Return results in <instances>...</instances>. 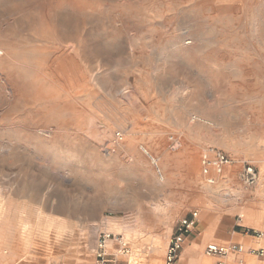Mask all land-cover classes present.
I'll return each instance as SVG.
<instances>
[{
    "label": "rangeland",
    "instance_id": "obj_1",
    "mask_svg": "<svg viewBox=\"0 0 264 264\" xmlns=\"http://www.w3.org/2000/svg\"><path fill=\"white\" fill-rule=\"evenodd\" d=\"M213 151L243 191L245 164L260 177L264 0H0V234L31 264H95L103 231L129 241V264H155L201 211L151 229L182 190L198 200L213 178L228 194L227 171L203 172Z\"/></svg>",
    "mask_w": 264,
    "mask_h": 264
},
{
    "label": "crops",
    "instance_id": "obj_2",
    "mask_svg": "<svg viewBox=\"0 0 264 264\" xmlns=\"http://www.w3.org/2000/svg\"><path fill=\"white\" fill-rule=\"evenodd\" d=\"M212 155L210 154L211 157ZM258 160L261 181L259 180L256 186L246 187L248 190L243 191L235 174L239 169L238 166H235L234 171L226 168L225 171H227L228 176L220 180L219 189L220 191H227L228 194L225 192L216 194L210 188L206 189L202 186L204 190L201 188L193 192L199 195L198 200L191 201L188 194L191 193L192 186H187L182 190L183 197L178 201V204L167 210L169 212H162L161 215L167 217V224L164 225L163 220H153L151 229L155 232H161L168 230L170 225L173 226L175 220L189 210V206L197 205L201 208V211L195 209L199 212L196 229L186 240L182 255L176 264H264V257L251 254L252 250L264 248V241L252 238L253 236L245 233L248 230L245 227L250 228L251 224L254 223L251 211H249V217L246 221L245 219L243 222L236 220L237 210L241 207H248L251 210L261 212L264 216V151ZM213 196H216L215 200H213ZM225 197L232 200L224 201ZM192 210L194 209L189 211ZM157 214L156 211L151 212L153 216H157ZM166 241V239H163L159 242L162 245L160 244L159 253L154 255L155 264L162 262L163 258L165 264V255L168 248V246L166 248ZM209 244H216L221 247L241 245L244 252H231L226 257L211 256L206 253ZM21 246L18 250H15L14 246L9 244L4 236L0 234V264H31L30 251L27 250L24 243ZM111 247L114 250L115 244H112ZM20 260L21 262H19ZM89 260L91 261V258Z\"/></svg>",
    "mask_w": 264,
    "mask_h": 264
},
{
    "label": "built area",
    "instance_id": "obj_3",
    "mask_svg": "<svg viewBox=\"0 0 264 264\" xmlns=\"http://www.w3.org/2000/svg\"><path fill=\"white\" fill-rule=\"evenodd\" d=\"M203 172L209 175L211 166L216 168L218 174H222L224 170L232 164L231 160L221 151H213L212 157H204ZM241 181L245 187L256 186L259 182V171L252 164H245L241 172ZM211 184H214L213 178L209 179ZM199 220V212L192 210L187 216L182 218L175 228V231L169 241V245L165 255V264H176L182 255L184 244L188 237L195 231ZM253 232V237L262 238L263 234L252 230L246 231L248 235ZM115 244V249L111 246ZM231 252L243 253L244 248L241 245H233L230 247H221L216 244H209L206 248V253L211 256L226 257ZM252 254L264 257V248L252 250ZM131 256V246L129 241L122 235H114L110 232H100L97 238L95 249V264H129Z\"/></svg>",
    "mask_w": 264,
    "mask_h": 264
},
{
    "label": "bare ground",
    "instance_id": "obj_4",
    "mask_svg": "<svg viewBox=\"0 0 264 264\" xmlns=\"http://www.w3.org/2000/svg\"><path fill=\"white\" fill-rule=\"evenodd\" d=\"M149 155V154H148ZM152 159H153V164H156L158 167L160 166L159 165V160L157 159V158H155V157H152L151 155H149ZM204 161V160H203ZM161 162V161H160ZM211 171H212V175L215 177V179H216V181H217V179L218 178H221V177H223V175L225 174L224 172H225V170H224V172L222 173V174H218L217 173V171H216V168L215 167H213V166H211ZM160 180H164V178H163V176H161V178H160ZM208 182V183H207ZM207 182H204V184H203V187L204 188H206V189H208V188H210L211 189V187H210V182H209V179L207 180ZM215 183V182H214ZM209 184V185H208ZM232 199H229V198H226L225 197V199H224V201H231ZM244 214V213H243ZM243 214H241L240 215V218H241V220L243 219V217H244V215ZM99 227H102V228H105V229H108L109 231H113V232H121L123 229H124V227L122 226V224L119 222V220H115V219H109V218H105V219H103V221L101 222V225L100 226H98V228ZM250 228H253L254 230H252V229H248V230H252V231H255V232H258V231H262L263 233H264V217H263V215H261V216H259V217H257V219H254V223L253 224H251V227ZM261 233V232H260ZM249 236H251V235H249ZM252 238H256V237H252ZM259 240H263L264 241V235H263V237L260 239V238H258ZM160 244H162V243H157V245L154 247V250L155 251H159L160 250ZM135 257L136 256V252L134 253V254H132V257ZM131 257V256H130ZM132 259V258H131ZM132 261H134V260H132ZM87 264H91V263H87Z\"/></svg>",
    "mask_w": 264,
    "mask_h": 264
}]
</instances>
